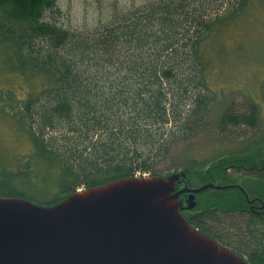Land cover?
<instances>
[{"label":"trees","instance_id":"1","mask_svg":"<svg viewBox=\"0 0 264 264\" xmlns=\"http://www.w3.org/2000/svg\"><path fill=\"white\" fill-rule=\"evenodd\" d=\"M251 1L147 0L83 31L57 22L58 0H0V41L13 54L11 68L45 79L42 95L24 101L14 117L36 161L18 164L16 174L0 170V197L53 205L77 190L156 175L179 143L192 141L211 124L220 133L257 128L254 103L245 109L229 103L209 120L216 97L208 93L202 55L213 27L238 20ZM257 158L223 155L180 171L192 187L211 177L223 185L240 179L251 199L264 200V159ZM37 173L55 179L52 199L12 188ZM247 207L236 188L209 189L197 195L195 209L182 214L250 264H264V220L246 215Z\"/></svg>","mask_w":264,"mask_h":264},{"label":"water","instance_id":"2","mask_svg":"<svg viewBox=\"0 0 264 264\" xmlns=\"http://www.w3.org/2000/svg\"><path fill=\"white\" fill-rule=\"evenodd\" d=\"M221 185H189L184 171L77 190L53 205L0 197V264H250L193 228L183 211Z\"/></svg>","mask_w":264,"mask_h":264},{"label":"rangeland","instance_id":"3","mask_svg":"<svg viewBox=\"0 0 264 264\" xmlns=\"http://www.w3.org/2000/svg\"><path fill=\"white\" fill-rule=\"evenodd\" d=\"M145 2L147 0H58L57 22L72 30H90L108 23L115 13ZM218 23L202 46V55L207 61L208 93L216 97L209 120L214 122L229 103L240 109L254 103L259 109L258 126L253 129L229 127L225 133H220L211 124L192 141L179 143L171 156L157 167L156 175L176 173L194 162L210 163L235 153L257 154L256 162L264 159V3L252 0L238 20ZM12 59V52L0 41V170L16 174L22 166L34 165L37 157H33L32 143L14 117L24 101L42 95L45 79L28 78L11 68L15 65ZM31 178L12 188L30 189L48 200L56 195L58 188L52 176L37 173L35 179Z\"/></svg>","mask_w":264,"mask_h":264},{"label":"flooded vegetation","instance_id":"4","mask_svg":"<svg viewBox=\"0 0 264 264\" xmlns=\"http://www.w3.org/2000/svg\"><path fill=\"white\" fill-rule=\"evenodd\" d=\"M262 168H264V165L261 164ZM226 173H231L232 172H229V171H226ZM242 175H237V177H241ZM252 177H255V176H252ZM239 182V183H238ZM237 182V184H227V185H239L240 187H243L241 185V180L239 179ZM236 183V182H234ZM237 190L241 191L239 188L236 187ZM226 190V189H225ZM242 192V191H241ZM243 193V192H242ZM255 200V202L253 203H248V207L244 209V213L248 216L250 215H253L255 217H257L258 219H263L264 220V200L260 199V198H252L251 200ZM191 211V210H190Z\"/></svg>","mask_w":264,"mask_h":264}]
</instances>
